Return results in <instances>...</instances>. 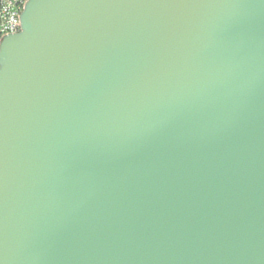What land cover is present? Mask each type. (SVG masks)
Returning <instances> with one entry per match:
<instances>
[{"label": "water", "instance_id": "water-1", "mask_svg": "<svg viewBox=\"0 0 264 264\" xmlns=\"http://www.w3.org/2000/svg\"><path fill=\"white\" fill-rule=\"evenodd\" d=\"M0 39V264H264V0H28Z\"/></svg>", "mask_w": 264, "mask_h": 264}, {"label": "built area", "instance_id": "built-area-1", "mask_svg": "<svg viewBox=\"0 0 264 264\" xmlns=\"http://www.w3.org/2000/svg\"><path fill=\"white\" fill-rule=\"evenodd\" d=\"M28 0H0V39L20 31L19 17Z\"/></svg>", "mask_w": 264, "mask_h": 264}]
</instances>
